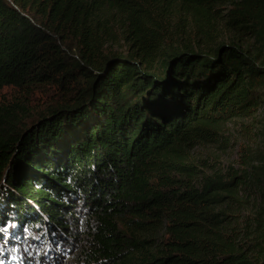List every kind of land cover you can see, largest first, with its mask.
<instances>
[{
    "label": "trees",
    "instance_id": "obj_1",
    "mask_svg": "<svg viewBox=\"0 0 264 264\" xmlns=\"http://www.w3.org/2000/svg\"><path fill=\"white\" fill-rule=\"evenodd\" d=\"M72 242L264 264V0H0V264Z\"/></svg>",
    "mask_w": 264,
    "mask_h": 264
},
{
    "label": "rangeland",
    "instance_id": "obj_2",
    "mask_svg": "<svg viewBox=\"0 0 264 264\" xmlns=\"http://www.w3.org/2000/svg\"><path fill=\"white\" fill-rule=\"evenodd\" d=\"M237 143L239 141H234L233 139L230 138L228 145L230 146V148L228 149V151L222 155H221V160L222 161H235L237 158V146H234V143ZM193 155L195 157H199L202 154H205V150L204 149H195L193 152ZM77 213H79L77 215V218L82 219L83 216H85V213L82 209L77 208ZM75 242H72V247H69V245L67 243L64 244V250L61 247L57 248V244L53 245L54 249H53V253H49L48 257L51 259L49 261V264H75L74 263V258L72 257L73 253H76L75 251ZM77 250V249H76ZM53 255L57 256V261L55 262L52 258Z\"/></svg>",
    "mask_w": 264,
    "mask_h": 264
}]
</instances>
